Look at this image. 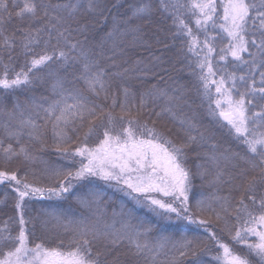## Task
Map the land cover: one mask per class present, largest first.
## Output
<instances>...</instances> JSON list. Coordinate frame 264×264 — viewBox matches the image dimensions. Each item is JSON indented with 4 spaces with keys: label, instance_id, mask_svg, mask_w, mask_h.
Segmentation results:
<instances>
[{
    "label": "snow or ice",
    "instance_id": "6c2138e0",
    "mask_svg": "<svg viewBox=\"0 0 264 264\" xmlns=\"http://www.w3.org/2000/svg\"><path fill=\"white\" fill-rule=\"evenodd\" d=\"M109 17L134 41L170 19L200 104L183 84L134 103L129 72L150 69L111 72L73 35ZM49 81L54 98L0 101V264H264V0H0V90Z\"/></svg>",
    "mask_w": 264,
    "mask_h": 264
},
{
    "label": "trees",
    "instance_id": "16d2710c",
    "mask_svg": "<svg viewBox=\"0 0 264 264\" xmlns=\"http://www.w3.org/2000/svg\"><path fill=\"white\" fill-rule=\"evenodd\" d=\"M21 7L23 6V0H20ZM116 10H114L115 12ZM119 11H123L120 9ZM159 15V14H158ZM222 15V10H221ZM193 17H188V21L190 26L195 30V24L193 22ZM87 22L89 24L88 31L83 35H77L73 33L76 39L85 42V46L91 49L93 52L99 54L103 52L105 57H110L114 55V60L105 59L103 63L111 65L115 63L118 67L111 68V72L120 71L122 69H133L137 66L139 62L140 67L147 66L150 69L148 77L146 79H136L135 76L138 73L129 72V76L132 78L128 80V86L131 87L132 91L136 95V99L133 101L138 105L139 103V94L152 85H157L159 88H167L171 89L177 85L183 84L186 86V97L193 106H197L200 104V98L197 95V85L195 81V77L190 75V70L187 67V61L183 59L178 50L180 48V41H174L172 38V33L175 32V29L170 27L171 20H166L162 24L157 23H148L145 24L141 21H136L135 23L141 26V40H133V36L131 34L121 36L119 32H117L113 36H109L108 33L112 29V19L109 17L108 23L106 25H94L91 19H84L81 20V23ZM18 23V21H13V24ZM11 28V25L9 26ZM75 27V25H73ZM158 28L160 30H158ZM203 39V36L200 37ZM117 43L118 48L114 49L113 44ZM219 44V41L217 42ZM224 43H227L225 40ZM154 58H158L155 60ZM7 58L5 57V60ZM229 59H231L229 57ZM22 63V58L19 62L15 63V70H20V64ZM155 74V75H153ZM51 81L47 85L41 86L37 88L35 91H30L25 94L23 91H16V92H3L0 90V101L3 102V106L6 110H11L13 106V98L18 97L21 103H23L28 97L30 96H48L51 97V90H50ZM212 91L214 92L215 89L213 87ZM71 103V101H69ZM164 105L163 100H158L155 102V105L151 100L148 102V110L152 111V116L149 118L147 113L141 116V120H148L149 126H151V120L155 119V112H159L161 107ZM206 107V105H205ZM117 109V113H118ZM4 119H7L5 116ZM165 126H173L172 121L166 118L162 119L157 123L158 128H162ZM51 136H52V129L51 126L47 129V140L49 145H51ZM8 141L5 140V146L7 145ZM14 146L18 147L14 144ZM227 146V145H226ZM43 159H52L55 160V156H50L48 153L43 154ZM14 166V165H13ZM37 171L42 167V165L37 164L36 166ZM197 187L199 188L200 180L197 179L195 181ZM205 193L211 191V189L205 188ZM4 189L3 186H0V197L3 196ZM236 196H239V193H235ZM75 207V205H74ZM0 220L7 219L8 216L12 215V213L4 208L3 204H0ZM109 212H111V208H109ZM35 213H33L34 215ZM14 231L18 232V227L14 229ZM60 230H54L53 232H42L40 230L39 225H37L36 236L40 237L44 240H49L50 238V245L55 246L56 242L60 239H63L65 244L68 243L70 239L69 236H60L57 235V232ZM41 242L40 239H33V242L30 243L29 247L34 246V243ZM64 251H71V248H65ZM125 251L124 248H119L116 252H113V256L116 255L117 252L123 253ZM111 259V257H109Z\"/></svg>",
    "mask_w": 264,
    "mask_h": 264
}]
</instances>
